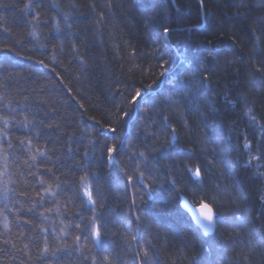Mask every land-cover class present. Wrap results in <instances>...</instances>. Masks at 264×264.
I'll return each mask as SVG.
<instances>
[{
  "label": "trees",
  "instance_id": "1",
  "mask_svg": "<svg viewBox=\"0 0 264 264\" xmlns=\"http://www.w3.org/2000/svg\"><path fill=\"white\" fill-rule=\"evenodd\" d=\"M0 97V264H264V0H0Z\"/></svg>",
  "mask_w": 264,
  "mask_h": 264
},
{
  "label": "snow or ice",
  "instance_id": "2",
  "mask_svg": "<svg viewBox=\"0 0 264 264\" xmlns=\"http://www.w3.org/2000/svg\"><path fill=\"white\" fill-rule=\"evenodd\" d=\"M31 7V5H25V9L26 10H29ZM69 27H71L69 25ZM172 32V29L169 28V27H163L162 28V32H161V35L163 37H168L169 34ZM160 56L163 57L164 56V53H160ZM161 67H165V65H161ZM165 71H167V69L165 68ZM161 75H164V72H161ZM206 79V78H205ZM201 84L204 83V80H201L200 81ZM141 97V92L140 90L138 89L136 92H135V95L132 97V102L135 103L136 102V99L137 98H140ZM0 99H4V97H0ZM192 109L193 110H198L197 106L195 105V103H193L192 105ZM248 116H249V119L251 122H253L254 124H256L257 127L261 128L262 131H264V125H260L257 120H256V117L255 115H252V110L249 108L247 109V113H246ZM124 116H127L128 113L127 112H124L123 113ZM167 119V117H165V120ZM20 124H22L25 128H27L30 124L33 123L32 120L29 119V117L27 115L24 116L23 120L19 121ZM3 124L5 127L8 126L9 124V121L7 119H4L3 120ZM111 131H116L115 128H112L110 129ZM173 139H175V136H173ZM245 140L247 141V137H245ZM264 142V141H262ZM20 144L21 145H24L27 147V150H28V153H29V156H30V160L31 161H36L37 160V154H39L40 156H44V152H42L40 150V148H36L35 151H33V148H32V141L31 140H21L20 141ZM8 145L9 147H11V141H8ZM252 145L248 144L247 142H245L244 144V148L245 149H251ZM113 151H115V149L113 148L112 149ZM70 151V149H69ZM141 156H143V153L140 154ZM261 155H264V151L261 152ZM256 159H259L260 157H255ZM25 163L27 164L28 161L26 160ZM31 167V165H29ZM195 176H199L200 175V171L199 169H196L195 171ZM141 177H143V173L140 174ZM39 183L41 184H44L46 183L43 179H41L39 181ZM46 192H50L52 196H55V192H51V185L48 186V188L45 189ZM85 194L88 196V200L91 201L92 203H95V201L93 200L92 198V193L87 189L85 188ZM193 215L196 216V223L200 225V227L203 229L204 233H210L212 230H213V225H214V212H213V208L210 206L209 203H204V202H201V210H200V213L197 215L195 210L193 212ZM203 217V219H201L200 217ZM94 220L95 218H93V234L95 235V237L97 238V240H99L100 238V231L98 228L95 227V224H94ZM5 228H7V223H5ZM41 232H46L47 229L45 228H41L39 229ZM77 241L79 240V237L76 238ZM8 241L5 240V244H7ZM12 247L15 248L16 245L15 244H12ZM25 248L27 247V245L24 246ZM21 251H23L24 249H20ZM61 250L60 246L59 245H55L54 247H52L50 249L48 243H47V238L45 237V242H44V245H43V248H42V256L43 255H55L56 252H59ZM144 256L145 258L147 257V251H145L144 253ZM107 259V258H105ZM142 264H144V261H142Z\"/></svg>",
  "mask_w": 264,
  "mask_h": 264
},
{
  "label": "water",
  "instance_id": "3",
  "mask_svg": "<svg viewBox=\"0 0 264 264\" xmlns=\"http://www.w3.org/2000/svg\"><path fill=\"white\" fill-rule=\"evenodd\" d=\"M174 142V141H173ZM195 178H199V176H194ZM211 206V205H210ZM212 207V206H211ZM182 208L185 212H187L190 216V218L193 220V222L198 226V228L202 231V233L205 236H210L213 235L216 231V218H217V212L215 211V209L213 208V212H214V225H213V230L210 233H204L203 229L200 227L199 224L196 223V216L193 215V212L195 210L196 214L198 215L200 213L201 210V205L200 206H195L194 204H192L190 202V200L186 199V197H183V203H182ZM201 219H203V217H200Z\"/></svg>",
  "mask_w": 264,
  "mask_h": 264
},
{
  "label": "bare ground",
  "instance_id": "4",
  "mask_svg": "<svg viewBox=\"0 0 264 264\" xmlns=\"http://www.w3.org/2000/svg\"><path fill=\"white\" fill-rule=\"evenodd\" d=\"M182 61V60H181ZM156 93V92H155ZM148 94V93H147ZM139 101H137L136 103H138ZM135 117L137 116V112H135V115H134ZM173 136H175V139H173L172 138V143L174 144L175 143V141H176V139H177V135L176 134H174ZM174 141V142H173ZM250 145H251V143H249ZM183 197H186V199H188V200H190V202L192 203V204H194L195 205V203H193L192 201H191V199L187 196V195H185V194H182L181 196H180V206H181V208H182V203H183ZM206 203V202H205ZM199 206L201 205V204H198ZM196 206V205H195ZM183 209V208H182ZM135 218H136V220H138L137 219V216H136V214H135ZM192 220V219H191ZM192 222H193V220H192ZM194 223V222H193ZM194 225L196 226V227H198L195 223H194ZM137 235H138V230H137Z\"/></svg>",
  "mask_w": 264,
  "mask_h": 264
},
{
  "label": "rangeland",
  "instance_id": "5",
  "mask_svg": "<svg viewBox=\"0 0 264 264\" xmlns=\"http://www.w3.org/2000/svg\"><path fill=\"white\" fill-rule=\"evenodd\" d=\"M249 144V143H248ZM197 205V204H196Z\"/></svg>",
  "mask_w": 264,
  "mask_h": 264
}]
</instances>
